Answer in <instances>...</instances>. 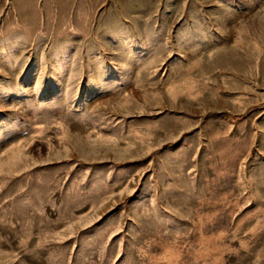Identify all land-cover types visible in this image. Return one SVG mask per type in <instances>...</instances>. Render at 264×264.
I'll return each instance as SVG.
<instances>
[{"label":"rangeland","instance_id":"1","mask_svg":"<svg viewBox=\"0 0 264 264\" xmlns=\"http://www.w3.org/2000/svg\"><path fill=\"white\" fill-rule=\"evenodd\" d=\"M0 264H264V0H0Z\"/></svg>","mask_w":264,"mask_h":264}]
</instances>
